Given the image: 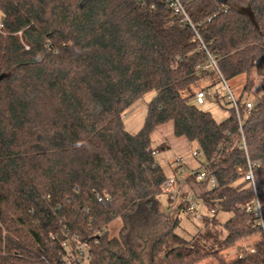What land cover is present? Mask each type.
I'll use <instances>...</instances> for the list:
<instances>
[{"label":"trees","instance_id":"obj_1","mask_svg":"<svg viewBox=\"0 0 264 264\" xmlns=\"http://www.w3.org/2000/svg\"><path fill=\"white\" fill-rule=\"evenodd\" d=\"M172 1L0 0V264H63L62 242L73 237L87 244L88 264H141L145 241L146 264L210 255L263 264L261 225L247 207L257 194L264 220V164L253 170L255 187L241 170L264 158V0H179L194 28ZM250 1L259 28L237 10ZM209 54L225 80L246 75L242 120L233 106L217 121L194 103L189 90L208 74ZM257 86L247 112L242 97ZM150 92L132 134L123 114ZM169 122L216 178L194 194L213 214L190 238L161 208L169 176L155 152L166 146L151 138ZM220 211L232 215L222 222ZM259 231L252 252L223 255Z\"/></svg>","mask_w":264,"mask_h":264},{"label":"rangeland","instance_id":"obj_2","mask_svg":"<svg viewBox=\"0 0 264 264\" xmlns=\"http://www.w3.org/2000/svg\"><path fill=\"white\" fill-rule=\"evenodd\" d=\"M1 16L2 13H0V17ZM204 70L206 72L208 71V74L202 77L195 84H193L190 87L189 91L204 89V91L206 92L204 103L197 104V102L193 100L194 103L197 104V106H199L203 110L212 113V115L217 121H223L229 117V108L232 106V103L229 102L227 86L231 89L234 96L236 98H239L243 92V88L246 81V75H241L233 80L227 81L223 80V78L213 67L205 68ZM260 89L261 88L257 86L251 92L244 93L242 101H251L255 104L259 100V97L261 95ZM154 95L155 92L147 93L144 97L139 99L136 103H134L129 109L124 112L123 120L125 123V127L130 133L136 134L143 126V123L146 118L148 103ZM151 140L153 148H156L161 143H165L166 148L160 151H156L155 157L157 161L163 166L168 176L176 174L182 175L184 177L188 175V171L191 168L200 169L202 168V163L205 162V159L202 155L193 156V151L198 149L196 143H190L184 138L177 137L174 135L172 122L166 123L154 130V132L152 133ZM178 157H183L185 159L187 169L184 171V173L176 172V159ZM210 187L211 185L208 183V181L202 184V182L189 180L187 181L186 185H184L183 194L185 195L189 193L193 195L195 194V192H200ZM168 197L169 196L167 194H162L161 208L172 218L178 217L180 219L181 226L179 228V232L188 238L203 229L204 217H199V214H206L209 216L212 215L206 210V208L201 203H199L196 213H190L186 210V208L179 209V200H170ZM231 215L232 214L229 212L220 211L217 214V217L223 222L228 220ZM121 226V218L117 217L116 219H114L109 225L110 236H118ZM261 236V232L259 231L248 237L242 238L231 247H228L223 250L222 253L226 258L232 259L238 254L247 252L259 239H261ZM139 249H142L141 245ZM142 254V257L145 262L150 261L149 252H144ZM197 264H218V260L215 255H210L204 260L198 262Z\"/></svg>","mask_w":264,"mask_h":264},{"label":"built area","instance_id":"obj_3","mask_svg":"<svg viewBox=\"0 0 264 264\" xmlns=\"http://www.w3.org/2000/svg\"><path fill=\"white\" fill-rule=\"evenodd\" d=\"M172 5L175 8V11L178 13H182L185 16L184 20L188 22L194 28V24L192 23V20L186 13L185 8L181 4V2L179 0H173ZM1 27H2V23L0 21V28ZM196 37L200 40V35L198 34V32H196ZM202 48H205L204 44H202ZM203 67L204 68L213 67L214 69H216L218 74L223 78L218 68L217 62L212 55L209 54V58L205 62ZM223 80L225 79L223 78ZM227 90H228L229 102H231L232 106L235 108L238 118L242 120L241 114H240L239 98H236L234 96V94L232 93L231 89L228 86H227ZM261 92L262 91H260V93ZM205 96H206V92L204 91V89H199L196 91L194 99L198 104H203ZM245 104H246L247 112H250L255 106V104L251 101H246ZM201 154H202V151L199 149L193 151V156H199ZM263 164H264V158H261L255 162H251L249 160L247 170H241V173L244 174L247 180L251 181L254 187H255V181H254V171L253 170L257 165H263ZM186 169H187V166H186L185 159L183 157H178L176 159V172L184 173ZM190 176H193L199 182L208 181L211 187L216 185V178L213 175H211L207 170H205L204 168H201V169L191 168L188 171V175L184 177L182 175H176V174L169 176V178L164 184V192L169 197H171L173 200L181 199V202L184 203V206L187 211H189L190 213H196L200 202L195 198L194 194L193 195L189 193L185 195L183 194L184 185H186L187 179ZM99 199L103 201L101 197H99ZM247 210L250 212H253L257 216L259 223L261 225V231H262V235L264 238V220H263V215H262V206H261V203H260V200L257 194H256V198L253 204L248 206ZM211 214H213V211L211 212ZM198 216L202 217L204 215L199 214ZM62 246L64 248V253L62 256L63 264H88L89 263L88 246L86 243L81 242L77 237H73L72 240L71 239L64 240L62 242ZM253 250H254V247H251L247 252H252ZM263 264H264V261H263Z\"/></svg>","mask_w":264,"mask_h":264},{"label":"water","instance_id":"obj_4","mask_svg":"<svg viewBox=\"0 0 264 264\" xmlns=\"http://www.w3.org/2000/svg\"><path fill=\"white\" fill-rule=\"evenodd\" d=\"M237 10L240 13H243V14L247 15L250 18V20L252 21V23L257 28H259L258 21L256 20L255 14H254V12L252 10L251 1L249 2V4L247 6H239V7H237ZM145 247H146V241H145L144 247L138 252V256L140 258V263L141 264H146V262L144 261V259L142 257V253H143V250L145 249Z\"/></svg>","mask_w":264,"mask_h":264},{"label":"crops","instance_id":"obj_5","mask_svg":"<svg viewBox=\"0 0 264 264\" xmlns=\"http://www.w3.org/2000/svg\"><path fill=\"white\" fill-rule=\"evenodd\" d=\"M181 201V199L179 200V203L181 204L182 202H180ZM179 205V204H178Z\"/></svg>","mask_w":264,"mask_h":264}]
</instances>
